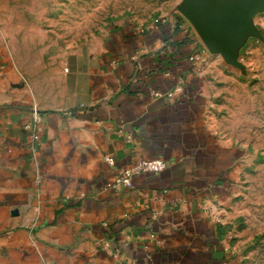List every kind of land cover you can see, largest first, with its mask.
Here are the masks:
<instances>
[{
    "label": "crops",
    "instance_id": "crops-1",
    "mask_svg": "<svg viewBox=\"0 0 264 264\" xmlns=\"http://www.w3.org/2000/svg\"><path fill=\"white\" fill-rule=\"evenodd\" d=\"M215 56L184 16L127 28L74 100L39 107L0 45V264L229 263L215 213L233 158L207 123ZM156 159L160 174L110 186Z\"/></svg>",
    "mask_w": 264,
    "mask_h": 264
},
{
    "label": "rangeland",
    "instance_id": "rangeland-1",
    "mask_svg": "<svg viewBox=\"0 0 264 264\" xmlns=\"http://www.w3.org/2000/svg\"><path fill=\"white\" fill-rule=\"evenodd\" d=\"M0 9V45L23 71L39 107L79 95L88 67L112 35L150 29L183 16L184 0H9ZM239 51L237 65L215 56L207 123L233 158L226 197L216 211L229 263L264 264V11ZM231 160V161H232ZM225 195V194H224Z\"/></svg>",
    "mask_w": 264,
    "mask_h": 264
},
{
    "label": "water",
    "instance_id": "water-1",
    "mask_svg": "<svg viewBox=\"0 0 264 264\" xmlns=\"http://www.w3.org/2000/svg\"><path fill=\"white\" fill-rule=\"evenodd\" d=\"M264 11V0H184L181 14L213 54L237 65L238 54L252 33L253 17Z\"/></svg>",
    "mask_w": 264,
    "mask_h": 264
},
{
    "label": "built area",
    "instance_id": "built-area-1",
    "mask_svg": "<svg viewBox=\"0 0 264 264\" xmlns=\"http://www.w3.org/2000/svg\"><path fill=\"white\" fill-rule=\"evenodd\" d=\"M40 119L41 118L39 112L36 110L33 114L34 130L38 128ZM37 136V132H35L33 137L34 140L38 139ZM104 160L110 166H114L115 164L114 159L112 157L106 156ZM166 168L167 163L162 159L141 160L128 168L121 169L114 182L110 186L115 190H120L123 188H132V181L135 177L147 174L157 175L163 172Z\"/></svg>",
    "mask_w": 264,
    "mask_h": 264
}]
</instances>
